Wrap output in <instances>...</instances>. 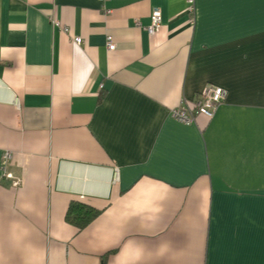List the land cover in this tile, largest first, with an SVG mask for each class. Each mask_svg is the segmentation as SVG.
<instances>
[{"label":"crops","instance_id":"0c3cea01","mask_svg":"<svg viewBox=\"0 0 264 264\" xmlns=\"http://www.w3.org/2000/svg\"><path fill=\"white\" fill-rule=\"evenodd\" d=\"M0 264H264V0H0Z\"/></svg>","mask_w":264,"mask_h":264},{"label":"built area","instance_id":"2783aa9c","mask_svg":"<svg viewBox=\"0 0 264 264\" xmlns=\"http://www.w3.org/2000/svg\"><path fill=\"white\" fill-rule=\"evenodd\" d=\"M100 2H105L106 0H99ZM187 10L193 14L194 13V0H187ZM150 23L146 26V31L151 35L153 34L161 24V10L158 7H153L149 14ZM191 22H194V18H191ZM55 24L60 25L58 21H54ZM63 31L67 32L68 28L63 26ZM107 47L112 50L115 47L113 38L111 35L106 37ZM73 41L76 43H81V38L79 36H74ZM227 96V90L222 86L208 84L204 89L197 94L192 104L189 106L184 100L179 107L172 109V116L177 120L189 123L192 122L197 114H203L206 117H212L216 108L221 104ZM17 102V100H15ZM10 156L8 152L4 154V162ZM117 178V169L114 170V180ZM18 180L15 179L13 184H17Z\"/></svg>","mask_w":264,"mask_h":264},{"label":"trees","instance_id":"16d2710c","mask_svg":"<svg viewBox=\"0 0 264 264\" xmlns=\"http://www.w3.org/2000/svg\"><path fill=\"white\" fill-rule=\"evenodd\" d=\"M99 213L100 210L97 208L86 205L80 201L72 200L68 204L65 220L78 229H82L97 217Z\"/></svg>","mask_w":264,"mask_h":264}]
</instances>
